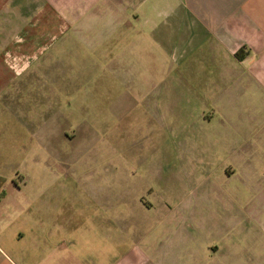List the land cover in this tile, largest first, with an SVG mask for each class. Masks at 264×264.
Returning <instances> with one entry per match:
<instances>
[{
    "label": "rangeland",
    "instance_id": "1",
    "mask_svg": "<svg viewBox=\"0 0 264 264\" xmlns=\"http://www.w3.org/2000/svg\"><path fill=\"white\" fill-rule=\"evenodd\" d=\"M75 46L61 55L73 65L74 83L52 85L54 72L37 78L33 64L6 87L19 97L12 125L22 144L13 133L10 166L0 164V212L38 208L44 226L38 248L30 237L0 232V264H59L47 248L52 243L65 245L74 264L138 257L150 264L155 247L167 254V234L195 211L199 191L215 186L214 205L224 208L239 187L228 177L231 165L196 149L212 106L198 99L205 89L196 83L199 71L167 70V54L147 50L137 55L141 63L109 69ZM167 73L187 80L172 101ZM255 88L250 93L259 94ZM249 153L253 175H260L264 149ZM19 227L16 221L11 228Z\"/></svg>",
    "mask_w": 264,
    "mask_h": 264
},
{
    "label": "crops",
    "instance_id": "2",
    "mask_svg": "<svg viewBox=\"0 0 264 264\" xmlns=\"http://www.w3.org/2000/svg\"><path fill=\"white\" fill-rule=\"evenodd\" d=\"M77 44L109 69L137 65V55L147 50L167 54V70L199 71L196 83L205 89L198 99L212 106L209 117L202 116V126L207 125L196 149L210 150L231 165L228 177L239 183L224 208L214 205L215 186L199 191L195 218L192 213L183 217L167 234V254L155 247L147 261L264 264V186L253 185L264 183V157L260 175H253L249 153L264 149V0H0V164L10 166L13 133L22 144L21 130L12 125L19 97L6 93V87L33 64L37 78L39 71L54 72L52 85L74 83L73 65L61 55L74 53ZM181 82L187 80L167 73V101L177 97ZM252 85L259 94L250 93ZM40 211L0 212V232L30 237L38 248L44 226ZM16 221L20 227L11 228ZM47 248L59 255V264H74L65 245ZM140 258L117 264L145 261Z\"/></svg>",
    "mask_w": 264,
    "mask_h": 264
},
{
    "label": "trees",
    "instance_id": "3",
    "mask_svg": "<svg viewBox=\"0 0 264 264\" xmlns=\"http://www.w3.org/2000/svg\"><path fill=\"white\" fill-rule=\"evenodd\" d=\"M239 54V53H238Z\"/></svg>",
    "mask_w": 264,
    "mask_h": 264
}]
</instances>
